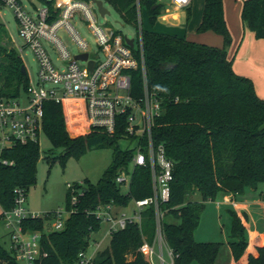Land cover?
I'll return each instance as SVG.
<instances>
[{
    "label": "trees",
    "instance_id": "trees-1",
    "mask_svg": "<svg viewBox=\"0 0 264 264\" xmlns=\"http://www.w3.org/2000/svg\"><path fill=\"white\" fill-rule=\"evenodd\" d=\"M102 1L114 9L125 25L140 33L141 46L133 51L138 67L130 72L131 94L142 96L144 66L146 87L160 107L159 116L154 119L152 140L155 146L164 148L173 164L170 199L161 209L165 217L173 219L163 221L162 231L174 254V264H217L221 244L197 242L194 232L203 203L214 202L221 195L242 196L264 184V100L257 96L251 80L235 74L224 48L139 28L137 6L146 10L148 23L154 27L163 9L159 0ZM45 2L47 6L51 0ZM188 17L187 12V21ZM241 20L256 39L264 40V0L243 1ZM196 31L215 33L223 39L225 48L230 45L223 0H205ZM5 34L0 25V99H18L22 91L27 92L29 78L27 72L21 73L24 65L16 50L2 46ZM42 132L53 149H61L58 158L61 165L67 158L79 157L88 150H113L112 161L101 179L96 185L86 181L85 190L72 207L67 192L65 208H72L73 212L62 231H45L52 212L22 222L24 231L41 234L40 247L47 256L39 264H77L79 254L89 247L91 235L101 227V222L88 212L100 204L126 207L132 200L150 197V171L136 168L129 191L121 193L115 178L121 169L130 166L134 154L133 149L121 151L118 147V141L124 138L123 128L113 137L93 130L72 138L66 131L61 105L51 101L44 104ZM0 158L11 163L0 164L2 212L14 207L16 189H23L27 195L29 187L35 184L40 159L38 142L13 143L2 151ZM195 194L201 196V203L190 201ZM230 213L228 247L234 264H264V243L247 242L246 216ZM153 235L154 216L150 208L143 215L141 229L129 224L113 232L108 246L97 253L92 264H149L139 249L142 237L151 243ZM0 261L17 264L11 248L6 252L1 246Z\"/></svg>",
    "mask_w": 264,
    "mask_h": 264
},
{
    "label": "built area",
    "instance_id": "built-area-1",
    "mask_svg": "<svg viewBox=\"0 0 264 264\" xmlns=\"http://www.w3.org/2000/svg\"><path fill=\"white\" fill-rule=\"evenodd\" d=\"M169 1L175 8L185 9L191 0ZM0 7L13 11L23 47L32 52L38 66L36 81L29 80L25 100L21 101V97L0 99V155L13 143L38 142L43 127L44 104L48 101L61 105L63 114L65 107L74 106L67 114L81 116L74 123H81L87 134L93 130H101L113 137L122 127L124 138L121 140L135 144L129 166L132 167V172L129 173V167L121 169L115 183L120 188L125 186L128 192L134 170L147 168L150 171L152 194L141 200H132L126 207L114 203L100 204L88 214L107 225L105 236L110 237L113 232L123 230L129 224H136L141 229L145 211L153 209V239L148 243L143 236L139 252L147 258L149 264H174V254L162 231L165 212L161 209L170 199L173 164L164 148L161 145L155 146L152 140L154 119L159 116L160 107L155 95L149 93L146 87L144 66L142 96L137 98L131 94L130 72L138 67L133 51L141 46L140 33L134 39V47L130 48L126 44V37L98 25L94 4L80 0H59L57 6H52V10L45 6L36 9L35 14L28 12L21 0H0ZM76 16L86 23L94 36L97 47L94 54L73 26L72 21ZM59 30L76 45V55L67 51L58 37ZM48 48L57 53L62 69L53 63ZM19 51L22 52L23 48ZM81 54L88 55L87 61L74 60V56ZM89 62L93 63L91 70ZM45 85L49 87L45 88ZM0 164L6 166L11 163L0 158ZM67 188L72 207L77 203L78 196L82 195V190L69 184ZM14 193V207L1 212V220L9 231L11 250L17 261L39 264L47 256L40 247L41 234L24 231L22 222L28 218H43L44 213L36 216L30 214L25 207L26 192L16 189ZM230 198L231 196H227L224 202L229 204L232 202ZM72 212V208L53 211L49 219L50 232L62 231ZM95 246L98 250L99 242ZM93 259L82 252L77 264H92Z\"/></svg>",
    "mask_w": 264,
    "mask_h": 264
},
{
    "label": "rangeland",
    "instance_id": "rangeland-1",
    "mask_svg": "<svg viewBox=\"0 0 264 264\" xmlns=\"http://www.w3.org/2000/svg\"><path fill=\"white\" fill-rule=\"evenodd\" d=\"M45 1L47 0H21L25 9L32 14H35L36 9L45 7ZM80 1L91 4V0ZM243 1L245 0H223L224 20L227 30L231 36V43L226 48L224 47L223 39L215 33L200 34L197 33L196 28H193L191 35L195 37L194 41H203L205 45L218 49L224 48L228 60L232 63V69L235 74L241 77H246L240 74L242 73V66L244 65L242 62V39L244 35L246 36V34L249 33V29L243 26L241 20ZM58 2L59 0H51V3H47V6H57ZM159 2L163 5V9L161 10V14L154 27H151L148 23L146 10L141 9L139 5L137 6L139 28L142 27V29L147 31L151 30L160 34H167L168 23L161 21L160 17L166 14L167 10L169 13H173L178 12V9L175 8L168 0H159ZM204 2L205 0L203 1V8ZM103 6L109 12V14L104 17L100 16L96 7H94V14L97 18L98 25L110 28L120 33L127 39H136L138 34L136 29L125 25L119 15L109 4L103 2ZM184 11L186 10L183 9L179 13L183 14ZM189 21H192V14H189L188 22ZM72 23L80 37L88 43L90 52L92 54L97 52V47L94 43V36L90 33L86 23L80 20L77 16L74 18ZM0 25L6 33L1 38L2 46L7 50H16L23 61L29 80L36 81L38 70L37 62L32 52L28 48L23 47V41L18 35L17 21L11 9L7 7H0ZM58 37L71 55H76L78 53L76 45L62 30H59ZM245 40L246 38L244 39V42ZM22 48L23 51L20 52L19 50ZM48 51L53 63L57 66V68L62 69L63 66L58 61L57 53L49 48ZM1 60L2 55H0V61ZM255 82L256 85H254L253 82L252 83L255 91L257 88L256 94L259 89L260 91H264V66L261 70L256 71ZM48 87L49 85H45V88ZM258 94L262 95L261 92ZM20 97L21 101H23V99L25 100L24 91L21 92ZM73 109L74 106L72 105L65 107V128L70 137L76 138L84 136L87 133L83 131V125L81 123H74L77 120H80L82 118L81 116L67 114V112ZM38 145L40 149V159L36 168V180L35 184L29 187L25 203L27 211L34 216L41 215L46 212L57 211L59 209H65V197L68 192L67 184L75 186L76 188L78 186L80 190H85L87 182L96 185L101 179L104 171L109 167L113 156V150L110 148L93 149L86 151L79 157L71 156L66 159L64 165H61L58 159L62 154L61 149H53L43 132L39 135ZM134 146V142H130L128 140L118 141V147L121 151L133 149ZM131 172L132 167H129V173ZM120 190L123 194H126L127 192L125 186L120 188ZM220 198V196H217L214 202L208 201L203 203L204 209L200 215L198 226L194 232V239L200 243L214 242L221 244L217 264H232V255L228 247L232 222L230 211L242 212V205L238 203L242 201V197L235 196L236 201H234L233 204L228 205L221 204ZM190 199L192 202H202L199 194H195ZM130 207L132 206L130 205ZM245 213L246 214L244 215L247 218V225L244 233L245 240L247 242H264V204L256 208L254 206H250L245 209ZM164 221H173V219L171 217H165ZM50 225V222H46V232L50 231ZM106 229L107 225L101 223L99 231L91 235V241L89 242V247L86 250L88 257H93L97 260V251H102L108 246L110 237L105 236ZM8 232L9 231L6 228L5 223L0 220V246L6 252H9L11 248V241L8 236ZM95 242H99L100 244L98 250H96ZM0 264L4 263L0 261ZM17 264L26 263L17 261Z\"/></svg>",
    "mask_w": 264,
    "mask_h": 264
},
{
    "label": "crops",
    "instance_id": "crops-1",
    "mask_svg": "<svg viewBox=\"0 0 264 264\" xmlns=\"http://www.w3.org/2000/svg\"><path fill=\"white\" fill-rule=\"evenodd\" d=\"M203 1L204 0H191L189 6L185 8L186 11H184L183 14L179 13L183 9H178V12H173V13H169V11L167 10L166 14L160 17L161 21L168 23L167 34L174 35L179 38L186 39L188 41H193L195 43L205 45L203 41H194L195 37L191 35L192 34L191 31L193 30V28L197 29L198 25L201 22V18H202L201 12L203 13V6H202ZM187 12L189 14H192V21H189V22L187 21ZM189 28H190V35H189ZM148 31H151V30H148ZM208 33H211V32H207V34ZM245 38L246 40L244 42ZM242 62L244 63V65L242 66V73L240 74H242V76H246L247 78H249V80H251L254 83V85H256V82H255L256 71L261 70V68L264 66L263 65L264 64V40L256 39L254 34L250 31L248 34H246V36L244 35L242 39ZM256 91H257V88H256ZM260 92L262 93V95L258 94ZM258 93H257L258 96L264 100V91L263 90L260 91L259 89ZM220 197H221L220 203L223 205H228L227 203L224 202L225 198H227V195H221ZM238 197H242V201L238 202L240 205H242V212L236 211V213L246 214L245 209L249 208L250 206H254L256 208L264 204V201H262L264 200V184H260L256 190H249L246 193H244L242 196H238ZM230 199L232 202H230L229 204H233L234 201H236L235 197L231 196ZM95 243H98V242H95ZM257 243H264V242H257ZM98 252L99 251H97V253ZM232 264H234L233 259H232Z\"/></svg>",
    "mask_w": 264,
    "mask_h": 264
},
{
    "label": "water",
    "instance_id": "water-1",
    "mask_svg": "<svg viewBox=\"0 0 264 264\" xmlns=\"http://www.w3.org/2000/svg\"><path fill=\"white\" fill-rule=\"evenodd\" d=\"M91 3L94 4L96 6V10L98 12V14L102 17H104L105 15H108L109 12L104 8L103 6V1L102 0H91ZM126 40V44L130 47L133 48L134 47V40L132 39H125ZM88 55L87 54H81L78 56H74V60L75 61H81V62H85L87 61ZM93 63L89 62V70L92 69ZM21 73L22 74H26V70L23 67H21Z\"/></svg>",
    "mask_w": 264,
    "mask_h": 264
}]
</instances>
